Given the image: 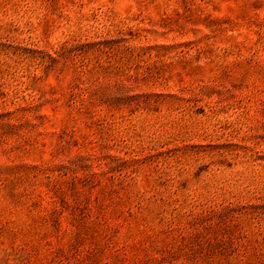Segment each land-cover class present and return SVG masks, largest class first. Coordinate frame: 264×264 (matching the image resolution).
Segmentation results:
<instances>
[{
	"label": "rangeland",
	"instance_id": "1",
	"mask_svg": "<svg viewBox=\"0 0 264 264\" xmlns=\"http://www.w3.org/2000/svg\"><path fill=\"white\" fill-rule=\"evenodd\" d=\"M0 264H264V0H0Z\"/></svg>",
	"mask_w": 264,
	"mask_h": 264
}]
</instances>
